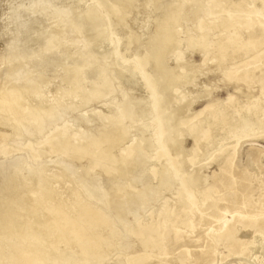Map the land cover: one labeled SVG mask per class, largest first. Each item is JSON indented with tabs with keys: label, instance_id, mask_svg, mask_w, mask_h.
Instances as JSON below:
<instances>
[{
	"label": "bare ground",
	"instance_id": "obj_1",
	"mask_svg": "<svg viewBox=\"0 0 264 264\" xmlns=\"http://www.w3.org/2000/svg\"><path fill=\"white\" fill-rule=\"evenodd\" d=\"M9 1L2 14L5 18L0 23V42H3L1 50H4L3 54L0 52V128L8 131L5 134L0 132V264H98L116 249L132 248L133 238L138 239L137 246L143 253L126 255L124 263L146 264L149 258L147 252L159 246L162 237L159 227L167 225L173 213L168 205L169 199H164L157 210L162 217L161 224H144L146 217H136L146 203L152 205L156 202L153 195L159 193L157 189L170 191V194L172 192L178 204L176 210L186 217L184 225L191 228H194L191 223L193 218L204 216L202 207L207 201V195L220 192L210 185L200 191L197 197L194 195L195 188L201 185L199 177H185L184 166L176 165L172 148L179 140L176 141L171 135L172 130L177 128L186 131L187 138L193 142L188 151L193 154V160L215 147L218 138L225 142H217L222 145L214 161L218 163L220 173L225 172L220 183L223 190L232 188L235 150L239 142L246 138L237 134L240 123L247 128V119L252 118V138L254 141H264V23L257 21L260 31L253 36L249 30L253 29L254 23L251 28L246 25L237 26L225 14L220 21L210 22L200 31L195 21L205 12L204 0H141L138 4L136 0H87L76 7L66 3V0ZM89 1H94L92 8L87 7ZM209 1L228 4L229 7L232 5L226 0ZM252 1L260 2L264 10V0ZM141 6L159 10L161 12L158 14H162V18L155 23L151 45L136 54L134 69L129 77L142 76V85L149 96L147 110L145 106L140 107L145 105L138 101L140 95L131 94V86L119 88V91L113 87L114 81L119 79L120 73L126 70L131 60L128 59L130 47L144 46L142 42L134 40L137 36L129 24L134 20L130 19L131 14ZM102 9L111 19V30L121 28L126 34V40L122 44V52L118 48V40L113 37L110 53L99 62L100 54L91 46V43L94 44V37L91 36L94 32L87 36L84 28H98L105 22L106 16L99 15ZM42 15L45 18L49 15L53 21L50 24L42 22ZM190 20L194 21V25L185 33L183 41L186 49L199 53L201 61L198 70L203 69L205 74L217 70L224 61L237 58L249 49L255 50L252 58L254 64H251L250 59L240 66L224 68L223 72L228 81L243 84L249 91L253 87L257 88L258 95L247 94L246 104L228 96L221 106L208 104L189 119L179 118L176 124L175 113L181 116L187 114L197 100L193 98L194 101H190L184 97L191 92L187 88L196 87L193 65L183 64V52L186 50L173 56L168 55L179 48L181 43L177 25ZM196 31L199 33L194 34ZM83 36H87V39H83ZM88 39L90 43H87ZM168 56L169 59L173 57L175 67L183 64L184 72L176 73L175 69L168 68ZM115 57L121 59V65L109 73L108 67ZM96 64L98 77H94L91 72ZM58 68L60 71L53 80L57 91L52 98L48 91L52 78L47 77ZM180 83L185 85L183 91L178 88ZM236 91H241L240 86L236 87ZM120 92L123 95L120 103L116 99L105 102L106 114L97 112L99 121L90 126L85 125L83 131L76 123L74 131L69 134L72 140L68 139L66 122L74 110L97 104ZM128 102L130 106H127ZM116 106L121 107L118 115L111 112ZM89 117L92 116L82 120L87 122ZM104 123L107 124L104 130L88 135ZM116 131H121L120 134L117 132L119 135L115 138L119 139V145L134 132V137H137L134 142L122 148L118 157L111 158L116 146H109V142L112 139L116 143L113 139ZM16 142L20 143L21 151L16 149L13 152V144ZM100 145L107 147L97 151ZM150 152L152 163L147 166ZM257 152L258 159L264 156L259 149ZM49 155H57L52 165H48L45 159ZM88 156L89 165L84 171L99 166L108 176V181H126V188L132 187L130 191L117 201L113 195L100 198L94 194L93 188L83 185L79 173H73L68 166H64L65 159H70V166L76 165L73 162L79 166ZM172 172L175 178L171 177ZM218 174L213 172L212 178L215 179ZM155 180L159 183L158 187L152 186ZM136 185L137 191L134 190ZM116 189V193L122 192L121 188ZM130 199L133 205L129 208V216L136 219L137 228L129 232L128 238L131 240L123 241L121 228L128 218L123 215L122 207ZM212 200L217 210H220L219 205L227 203L223 196H216ZM230 205L226 204L222 211H228ZM150 217L149 212L147 218ZM211 217L215 218V215ZM249 218L254 225L264 224V212L261 216L239 214L238 217H232V224L228 226L224 225L212 232L211 227H208L202 234L195 236L194 242L224 243L235 232L236 224L248 221ZM169 226L175 232V241L186 237L187 232L181 231L174 222ZM145 234L146 238L142 239ZM263 234L261 231L260 235ZM98 243L100 245L96 247ZM227 248L228 254L234 255L231 247ZM187 252L183 248L182 253ZM199 253L196 251L191 256L194 261ZM72 254H76V258ZM91 254L93 256L89 257ZM204 257L207 261L212 258L207 253Z\"/></svg>",
	"mask_w": 264,
	"mask_h": 264
},
{
	"label": "rangeland",
	"instance_id": "obj_2",
	"mask_svg": "<svg viewBox=\"0 0 264 264\" xmlns=\"http://www.w3.org/2000/svg\"><path fill=\"white\" fill-rule=\"evenodd\" d=\"M6 1L7 0H0V7H1L0 8V23L2 22V18L3 19L5 18V16L2 17V14L3 12L6 11L4 10V8L7 9L8 7L7 4L9 0L7 2ZM55 1L57 2V0ZM86 1L87 0H66V3L68 2L72 3L73 6L76 7L77 5L79 6L80 4H84ZM140 1L141 0H136L135 3L138 4ZM226 1L228 3L229 2L232 3V5H230L229 7L228 4L224 5L222 3L220 4L219 2L211 3V1L209 0H204L203 11L205 12L198 20L195 21L198 24L200 31H202V29L206 25H208L210 22H218L223 17V15L227 14V16L231 17V19L236 23L237 26L246 25L249 28H251V25L254 23L253 29L249 30V32L253 36L257 35L259 33L258 31H260V27L257 26V21L259 20L261 21V23H264V10H262L261 8V3L260 2H256L257 4L253 3L252 0H226ZM87 4H88L87 7L92 8L94 1L92 2L89 1ZM212 5H215V6H212ZM158 12L160 13L161 11L153 10L150 7L141 6L136 10L135 13L131 14L130 19L132 18L134 20L133 21L130 20L131 22H129V24H130V27L132 28V31L133 32L135 31L134 33H136V36H137L134 38V40L136 41L138 40L142 42L144 46L138 47L139 49L136 47V45H132L130 47L128 59H131V60H129V62L127 63L128 66L126 70H123L120 73V76L118 77L119 79H117L113 83V87L115 86V88H118V91H119V88H125V86L126 87L131 86L132 88L131 91L133 92L131 94L135 96L140 95V98H138L139 99L138 101L140 103L142 102L145 104L143 105L141 103L142 105H140L141 108L145 106L144 107L145 110L148 109L149 96H148V92L146 91L145 87L142 85V76L138 75V76H134L133 78H129V77L131 74L130 72H133V69H134L133 60L136 54L141 53L143 51V48L149 47L151 45L150 42L153 40V37L155 35L154 34L155 23L156 21H159L162 18V14L160 15L158 14ZM99 15H102L103 17L106 16L105 22L100 25L101 27L100 26L98 27L99 29L90 28L88 26H85L84 29L86 30L84 34H87L88 36V34L91 35L94 32L91 35L95 38L94 39L92 37L93 40L91 39L94 44L91 43V46H94L93 50H95V52H97L100 55L102 54L101 56L99 55V59H100L99 62H102L103 60L102 58L104 57V55H107L108 53H110V50H111L110 41L113 37H115L118 40L119 50H122V52L124 51L122 44L124 45V42L126 40L125 38L126 34L125 32L121 30V28H118V27L115 30L114 29L111 30V27H110L111 19L107 17L108 14L105 11V9H102L99 12ZM99 15H97V17H99ZM47 18H45L43 15L42 17L40 16V20L42 22L44 23L47 22V24H50L53 21V19L50 20L49 15ZM52 25L55 26V24H52ZM193 25H194V21L192 20H190V22L189 21L180 22L177 25L178 28L176 27V30L179 32L178 39L181 41V43L179 45V48H176L173 51L168 53V55L173 56L175 54H178L179 52H183L184 50H186L183 52L184 53L183 64L184 63L192 64L193 65L192 68L196 71V79L194 80L196 81L195 83L196 87H193L192 88L193 90L191 89V87L187 88V89H190L191 92H189L188 94L184 96L187 100L189 99L190 101H192L193 98L197 99L195 100L196 103H193L190 111H188L187 114H184L181 116L180 113H175L174 122L176 124L178 123L179 118L189 119L195 113H197L199 110H201L202 108H204V106L208 104H217L218 106H221L228 96L235 97L239 102L246 104L247 98L245 96L247 94L258 95L257 88L253 87L252 90L249 91L243 84L239 85L233 81H228V79L226 78L223 72L224 68L240 66L242 65V63L247 62L250 59L254 58L255 50L249 49L247 50L248 52L241 54V56H238L237 58H234V59H229L221 63L218 67L219 70L217 69V70H214L213 72L205 74V71L203 69L198 70L199 69L198 65L200 64L201 56L199 55V53L194 52L191 49H186V43H184L185 41H183L185 38L184 37L185 33L189 29H192ZM95 32H98V34L97 33L95 34ZM128 33L129 31H127V34ZM196 33H199V32L196 31L194 34ZM86 37L83 36V39H87ZM213 37L214 36H212V38ZM89 40L90 39L87 40L88 41L87 43H90ZM263 46H261V48ZM1 49H3L2 41L0 42V52H2L3 54L4 50H1ZM115 58L113 59L112 65L108 67V70L110 69L109 73L113 69H118L119 66L121 65V59L117 57ZM167 63L169 65L168 68L175 69L176 73H181V72H184L185 70V68L183 67V64H179L178 66H176L177 68L173 65V57H170L169 59V56H168ZM251 64H254V59H252ZM95 66L92 67L91 72L94 73V77H98V65L96 64ZM94 69L95 71H93ZM59 71L60 69L58 68L57 71L53 75L48 74V77H47L48 79L52 78L51 79L52 82L48 86L49 96L51 94L50 97L52 98L55 97V94L57 91V90L55 91L56 87H54L55 84L53 83V80H55V77L59 73ZM200 71L202 73H200ZM107 73L105 74V76L107 75ZM83 77L84 75L82 74L81 78ZM137 78H139L140 80ZM128 82L131 85L128 84ZM179 85H180L178 86L179 90L183 91V89H185L184 88L185 85L183 83L182 84L180 83ZM238 86H240V89H241L240 92L236 91V87ZM53 93L55 94L53 95ZM198 95H201V96H198ZM121 96H123L121 92L114 93L113 95L104 98L103 101H101L102 103L98 102L97 104L95 103L92 104L91 105L92 107L84 106V107H80L79 109L74 110L73 113L71 114V117L67 119V122H66V125L68 127V132H67L68 139L71 138V135L69 134L74 131L73 130L75 128L74 125L76 123L77 125L81 126L80 130L82 131L84 130L85 125L90 126V125L96 124L99 121L97 112H104V113L107 112L106 111L107 109L103 104L109 103L111 99L112 100L116 99L117 103H120L122 101V99H120ZM127 106H130L129 102ZM120 110H121V107L116 106L113 108V110H111V112L114 115H118ZM90 115L92 117H89V121L86 122L82 120L86 116L88 117ZM106 125L107 124L105 123L100 125L99 128H97L95 131L93 130L90 131L88 135L100 133L102 130H104ZM197 125H199V123H197ZM247 125H248L247 128H244L240 123L239 125L240 131L239 130L237 131V134L244 135L246 138L241 140L236 147L235 157L233 160L235 177L234 179H232V188L226 189V190H223L222 188L223 186L220 184L225 177V172L220 173L218 163L214 162L218 156L220 146L222 145V144H218L217 142L218 141L220 142L221 140L218 138L215 141L216 142L215 147L210 149L208 152H205V154L201 156L200 158H196L193 160V154L188 152L192 148L193 142L187 138L186 131L179 130L177 128L175 130H172L171 135H173L174 139L176 141L181 140L180 142L178 141L172 148V154H173V158L175 159L176 165L184 166V173H185L184 176L185 177H189V176L199 177L198 180L201 185H198V187L195 188V190L193 191L194 195L197 197L200 191H203L207 186H210V185L215 188H218L220 192L217 195H214L211 192L207 195L208 196L207 201L202 207L204 211V216L199 219L193 218L191 220V223L194 228H191L190 226L184 225L186 222V217L182 214H179L178 211L176 210L178 209V204L176 202V199H174L175 196L172 194V192L170 194V191L164 190L163 192L161 191L163 190L162 188L157 189L156 192H158L159 190L161 192L159 191V193H155V195H153V197H156V202L153 203L152 205L150 204L151 206L149 205V203H146L143 210L137 213L138 216L136 217H139L141 219H143V217L145 219L146 217L144 224H154V225L157 223L161 224L162 217L158 215L157 210L164 199H169L168 205H169V208L172 209L173 213L171 217L169 218L167 225L163 227L162 226L159 227L158 231L160 232L162 237H164V240L161 237V239H159V242H158L159 246L153 249L152 251L147 252V255L149 256V258L146 261L147 262L146 264H155V262L157 263L158 261H160L161 264H257V262H260V264L261 263L264 264V236L260 235L261 231L264 232V224L254 225L251 223L250 218L248 219V221L245 220V221H242L241 223L236 224L235 232L228 236L227 240L224 242L225 244L223 242H216V243H211V244L205 243L203 241H200L199 243L194 242L196 239L195 236L202 234L201 232L205 231V229H207L208 227H211L210 231L212 232L214 230L222 228L224 225L228 226L232 224V217H238L239 214L241 215L248 214L251 216L252 215L261 216L264 212V208H263L264 207V156H261L258 159V152H257V150L259 149L260 152L264 153V141H261L259 139L254 141V138H252V136H254L253 135L254 120L252 118L247 119ZM249 130H251V132H249ZM0 132L4 134L8 133L7 129L4 130L2 128H0ZM117 132L120 134L121 131L114 132L116 135L114 134L115 137L113 139H115L116 136L119 135ZM135 133L136 132L132 133V135H130V137L124 143L120 145H119L118 138H117L118 140L115 139L116 143H113L114 140L112 142V139H111V141L109 142L110 145L109 143L108 145L113 146V147L116 146L113 150V154L111 155V158L118 157L120 153L122 152L123 147H125L130 142H134V138L137 137L136 135L134 137ZM144 135H146L145 137H147L146 132H144ZM116 140L118 141V143ZM154 140L155 138H153L152 141L154 142ZM221 142L225 143L224 141H221ZM19 144H20L19 142H16L13 144V152L16 149L21 151L20 150L21 145ZM254 144L256 146H254ZM106 147L107 145H104V146L100 145L97 151L104 150L106 149ZM180 148L183 150H181ZM25 153H27V151H25ZM151 155H152V152H150L149 154L150 157H148L147 166H149V164L152 163ZM45 159L48 165H52L57 160V155L56 156L49 155L45 157ZM89 160L90 158L88 156L82 161V163L79 166L75 162L73 163L76 165L70 166L71 165L70 159H65L64 166H68L73 173H79L78 175H80L81 178L83 179V182H84L83 185L88 188H93L94 194L97 196L99 195L98 197L100 198H103V196L109 197V195L110 196L113 195V198L117 201L120 198H122L121 196L125 195V193L130 191L132 187L126 188L127 187L126 181H122L119 179L114 180V181L113 180L108 181V176H106V173L99 166H96L94 169H88L87 171H84L85 169H87L89 165ZM200 165H202V167H200ZM213 172L219 173L215 179L212 178ZM171 177L175 178V173L172 172ZM137 181H139V179H137ZM93 183H94V186L92 185ZM157 185H159V183L158 181L156 182L155 180L152 186L156 187ZM116 188H121L122 192L116 193V190H117ZM134 190L135 191L138 190L137 185L134 187ZM216 196L225 197L227 200L226 204L227 205L231 204L228 211H225V212L222 211L223 207L226 204L219 205L220 210L215 209L212 199L215 198ZM128 201L129 203L127 202L122 207V212H124L123 215H126V217L128 218V221L121 228V231L123 233L122 239H124L123 241L128 240V239L131 240V238H128L130 234L129 232L137 228L136 219L129 216V208H131V206L133 205V200L130 199ZM175 203L177 204V207H175ZM149 212L151 213V217L147 218V215L149 214ZM211 215H215V218L211 217ZM216 220H218V222H216ZM172 222H174L175 225H177V227L181 231H183L184 233L187 232L186 235L184 234L186 236L185 238H180L175 241V236H174L175 232L169 226L170 223ZM144 238H146V234L145 236L142 237V239ZM137 240L138 239L136 238L132 239V241L134 242L133 243L134 246L132 248L127 249V250H117L116 249L112 251L110 254H108V256H105L106 258L105 257L102 258L103 260L101 259L100 260L101 262L99 263L100 264H125L124 260L127 256L131 254H136V253L142 254L143 251H141L140 247L137 246L138 245ZM233 243H238V244L234 245ZM99 245L100 244L98 243L96 247H98ZM228 246L231 247V250L234 252V255L228 254L229 252L227 248ZM183 248L187 249L188 252L182 253ZM196 251H200V253L197 259L194 261L191 256H193ZM206 253L211 254L212 256V258L210 257L208 261L205 260V257H204ZM72 256H74V254H72ZM76 256L77 255L75 254L74 258H76ZM91 256L93 255L92 254L89 255V257Z\"/></svg>",
	"mask_w": 264,
	"mask_h": 264
}]
</instances>
